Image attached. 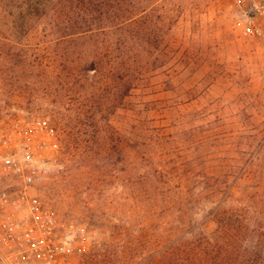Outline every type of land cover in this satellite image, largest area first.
I'll list each match as a JSON object with an SVG mask.
<instances>
[{
  "label": "rangeland",
  "instance_id": "obj_1",
  "mask_svg": "<svg viewBox=\"0 0 264 264\" xmlns=\"http://www.w3.org/2000/svg\"><path fill=\"white\" fill-rule=\"evenodd\" d=\"M0 128L44 153L34 192L77 245L57 264L264 236V42L227 0H0Z\"/></svg>",
  "mask_w": 264,
  "mask_h": 264
},
{
  "label": "built area",
  "instance_id": "obj_2",
  "mask_svg": "<svg viewBox=\"0 0 264 264\" xmlns=\"http://www.w3.org/2000/svg\"><path fill=\"white\" fill-rule=\"evenodd\" d=\"M244 36L264 42V0H227ZM38 142L58 148L55 127L45 119L33 121ZM37 141V140H36ZM18 144L0 128V246L40 264H57L77 248L75 236L64 229L34 192L44 172V153L37 146Z\"/></svg>",
  "mask_w": 264,
  "mask_h": 264
},
{
  "label": "trees",
  "instance_id": "obj_3",
  "mask_svg": "<svg viewBox=\"0 0 264 264\" xmlns=\"http://www.w3.org/2000/svg\"><path fill=\"white\" fill-rule=\"evenodd\" d=\"M215 215H218V212ZM240 232H242L241 229L236 231L235 224L232 223L226 231L228 233L226 243L223 237L218 240L207 239L200 242L193 239L190 243H188L189 239H186L176 253L178 256L175 260L178 264H264V236L256 235L251 250H245L242 234L237 235ZM194 236H197V233Z\"/></svg>",
  "mask_w": 264,
  "mask_h": 264
}]
</instances>
